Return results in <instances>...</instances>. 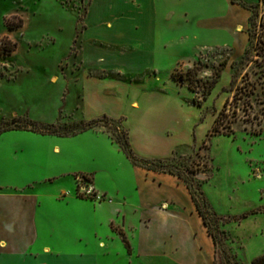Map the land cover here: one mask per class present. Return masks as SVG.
Masks as SVG:
<instances>
[{"label": "rangeland", "instance_id": "1", "mask_svg": "<svg viewBox=\"0 0 264 264\" xmlns=\"http://www.w3.org/2000/svg\"><path fill=\"white\" fill-rule=\"evenodd\" d=\"M8 41L0 129L21 118L71 133L98 119L106 134L2 133L0 237L30 221L34 251L170 264L133 254L122 232L132 211L109 223L136 192V165L110 138L117 129L140 159L176 147L159 171L202 193L214 264L264 255V0H0V48Z\"/></svg>", "mask_w": 264, "mask_h": 264}, {"label": "crops", "instance_id": "2", "mask_svg": "<svg viewBox=\"0 0 264 264\" xmlns=\"http://www.w3.org/2000/svg\"><path fill=\"white\" fill-rule=\"evenodd\" d=\"M111 117L120 118L121 115ZM84 133L106 134L94 129ZM143 139L145 145L157 142L154 133H144ZM133 140L131 136L129 142L130 145L132 142L134 148ZM175 149L176 147H171L168 153L157 156H143L166 160L173 155ZM134 172L136 192L132 195L133 201L123 200L121 209L110 211L109 219V223L116 222L122 216V224L125 225L127 214L122 215V211H132L129 234L124 228L122 232L133 248V254L146 258L158 256L170 264H214V241L185 182L173 174L149 171L138 166H134ZM93 189L99 194L106 192L100 191L95 183ZM30 223L28 221L11 229L8 238L0 237V264H97L93 256L72 257L53 251L49 246H44L41 251H34ZM51 229L55 231L54 228ZM70 257L74 259L71 261L68 259Z\"/></svg>", "mask_w": 264, "mask_h": 264}, {"label": "trees", "instance_id": "3", "mask_svg": "<svg viewBox=\"0 0 264 264\" xmlns=\"http://www.w3.org/2000/svg\"><path fill=\"white\" fill-rule=\"evenodd\" d=\"M22 26V22H20L18 25H15L14 23H8V27L9 29L13 30L16 28H19ZM15 44L11 43L10 41L7 42V44L3 47L0 48V54H5V55H10L15 51ZM220 76V72H217L216 77ZM193 81L190 82V87L195 90V87L193 86ZM214 83L211 84V86H209L207 89H205V92L203 93V99H207L208 96L210 95L212 89L214 88ZM196 91V90H195ZM198 103H201V101H199ZM218 119H216L215 121V125L213 130L217 133L221 132V129L218 126ZM25 121V125L24 126H19V125H15L14 127L6 126L0 129V135L6 131H13V130H28V131H32L38 134H43V135H52V136H57V137H70V136H76L78 134L84 133L86 131L89 130H93L95 127L100 125V121L98 119H93L90 120L86 123H82L81 125H77L78 129L71 132V133H62L59 132L58 129L52 125H46V124H39L37 122H33L30 120H23L21 118L17 119L15 118L13 120L12 123H21ZM112 141L118 145V147L120 148V150L123 152V154L130 159L134 165L144 168L146 170L149 171H154V172H160L159 170L161 169H167V165L165 164V159H157V160H146V159H140L137 156H135L131 146H130V142H129V135L128 138L125 136L124 133H121L119 130L117 129H112V133H111V137ZM166 173V172H165ZM170 174H173L171 171L169 172ZM174 175V174H173ZM177 177H179L180 179H182L185 183L187 182L180 174L175 175ZM86 179H88L86 177ZM187 188L190 191L189 185L188 183H186ZM192 195V198L195 202L196 208L200 214V216L202 217L205 226L208 228V232L211 235L214 244H217V240L216 237L213 235V233L210 231L208 222H207V217H206V211L202 208L200 202L198 201V198L201 199L204 202V198L202 196L201 192H198V198L192 194V192H190ZM79 197H81L79 195ZM205 207V204H204ZM127 243V242H126ZM128 246V245H127ZM129 249V246H128ZM252 264H264V255L256 258Z\"/></svg>", "mask_w": 264, "mask_h": 264}, {"label": "bare ground", "instance_id": "4", "mask_svg": "<svg viewBox=\"0 0 264 264\" xmlns=\"http://www.w3.org/2000/svg\"><path fill=\"white\" fill-rule=\"evenodd\" d=\"M4 244V243H3Z\"/></svg>", "mask_w": 264, "mask_h": 264}]
</instances>
